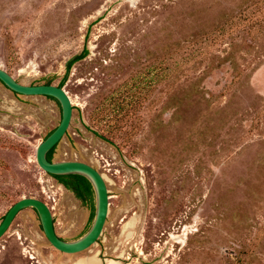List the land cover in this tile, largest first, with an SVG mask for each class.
Here are the masks:
<instances>
[{
    "label": "rangeland",
    "instance_id": "1",
    "mask_svg": "<svg viewBox=\"0 0 264 264\" xmlns=\"http://www.w3.org/2000/svg\"><path fill=\"white\" fill-rule=\"evenodd\" d=\"M74 104L55 160L91 163L110 194L88 252L64 255L37 211L0 264H264V0H0V66ZM60 103L0 86V222L19 199L75 240L96 213L37 161ZM104 134L109 140L96 134Z\"/></svg>",
    "mask_w": 264,
    "mask_h": 264
},
{
    "label": "water",
    "instance_id": "2",
    "mask_svg": "<svg viewBox=\"0 0 264 264\" xmlns=\"http://www.w3.org/2000/svg\"><path fill=\"white\" fill-rule=\"evenodd\" d=\"M0 86L13 93L17 92L15 94L21 97L52 99L60 103L61 120L57 127L38 145L36 152L38 164L49 174L79 173L85 175L91 181L96 195V213L92 226L85 234L75 240H66L57 234L58 229L54 221V215L47 202L37 197L25 196L9 208L0 222V242L11 235L21 213L37 211L48 240L64 255L88 252L92 245L98 241L107 225L110 206L107 181L101 171L91 163L76 159L50 160L47 156L48 152L59 143L56 155L72 131L74 104L71 96L65 87L59 84L23 83L1 66ZM47 96H52L55 99Z\"/></svg>",
    "mask_w": 264,
    "mask_h": 264
},
{
    "label": "trees",
    "instance_id": "3",
    "mask_svg": "<svg viewBox=\"0 0 264 264\" xmlns=\"http://www.w3.org/2000/svg\"><path fill=\"white\" fill-rule=\"evenodd\" d=\"M88 54H89V49L86 47V48H84V50L81 53L75 55L73 58H71L69 60V62L67 64V72L64 75L63 79L61 80V82L59 83V85H61V86L64 85V83H65V81H66V79H67V77H68L73 65L76 62H78V61L84 59L85 57H87ZM46 83H49V84L52 83L51 79L48 80ZM15 93H17V92H15ZM18 94H20V93H18ZM47 97L55 99L52 96H47ZM96 134H98L99 136L103 137L106 140H109L104 134H100V132H96ZM58 144H56L48 152L47 156H48V158L50 160H55L54 158H55V153H56V149H57ZM51 175L54 176L58 180V182L60 184L64 185L67 189L73 191L75 193V195L80 200H82L83 203L91 204V203L94 202V200H95V190H94V187H93L91 181L85 175L79 174V173L59 174V175L51 174ZM4 216H3V218H4ZM94 216H95V214L93 213V218H94ZM3 218H2V220H3Z\"/></svg>",
    "mask_w": 264,
    "mask_h": 264
},
{
    "label": "bare ground",
    "instance_id": "4",
    "mask_svg": "<svg viewBox=\"0 0 264 264\" xmlns=\"http://www.w3.org/2000/svg\"><path fill=\"white\" fill-rule=\"evenodd\" d=\"M76 264H95V259L93 257L83 258Z\"/></svg>",
    "mask_w": 264,
    "mask_h": 264
},
{
    "label": "flooded vegetation",
    "instance_id": "5",
    "mask_svg": "<svg viewBox=\"0 0 264 264\" xmlns=\"http://www.w3.org/2000/svg\"><path fill=\"white\" fill-rule=\"evenodd\" d=\"M67 132H68V131H67ZM89 229H90V228H89ZM89 229H88V230H89ZM88 230H86L83 234H85ZM43 231H44V230H43ZM56 232H57V230H56ZM44 233H45V232H44ZM57 234H58L61 238L65 239V238H64L62 235H60L58 232H57ZM83 234H82V235H83ZM82 235H81V236H82ZM81 236H80V237H81ZM78 238H79V237H78Z\"/></svg>",
    "mask_w": 264,
    "mask_h": 264
}]
</instances>
